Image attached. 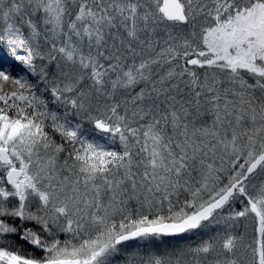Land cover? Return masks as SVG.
Wrapping results in <instances>:
<instances>
[{"label":"snow or ice","instance_id":"obj_1","mask_svg":"<svg viewBox=\"0 0 264 264\" xmlns=\"http://www.w3.org/2000/svg\"><path fill=\"white\" fill-rule=\"evenodd\" d=\"M0 264H264V0H0Z\"/></svg>","mask_w":264,"mask_h":264}]
</instances>
